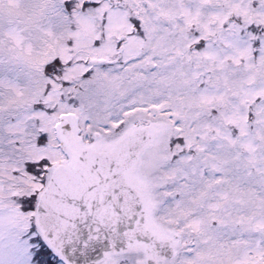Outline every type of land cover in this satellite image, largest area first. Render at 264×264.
Segmentation results:
<instances>
[{
	"label": "snow or ice",
	"instance_id": "6c2138e0",
	"mask_svg": "<svg viewBox=\"0 0 264 264\" xmlns=\"http://www.w3.org/2000/svg\"><path fill=\"white\" fill-rule=\"evenodd\" d=\"M0 28V264H264V0H27Z\"/></svg>",
	"mask_w": 264,
	"mask_h": 264
},
{
	"label": "rangeland",
	"instance_id": "374dc122",
	"mask_svg": "<svg viewBox=\"0 0 264 264\" xmlns=\"http://www.w3.org/2000/svg\"><path fill=\"white\" fill-rule=\"evenodd\" d=\"M0 28L11 30L6 34L12 41L16 56L25 60L34 59L27 0H0Z\"/></svg>",
	"mask_w": 264,
	"mask_h": 264
}]
</instances>
